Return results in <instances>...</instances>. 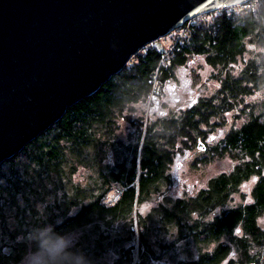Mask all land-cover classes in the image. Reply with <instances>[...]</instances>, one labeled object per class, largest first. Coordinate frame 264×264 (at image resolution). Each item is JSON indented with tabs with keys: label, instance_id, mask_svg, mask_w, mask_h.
Returning a JSON list of instances; mask_svg holds the SVG:
<instances>
[{
	"label": "trees",
	"instance_id": "16d2710c",
	"mask_svg": "<svg viewBox=\"0 0 264 264\" xmlns=\"http://www.w3.org/2000/svg\"><path fill=\"white\" fill-rule=\"evenodd\" d=\"M255 2L256 8L224 7L201 15L200 21L195 22L196 17L187 21L173 31L186 28L175 42L172 56L168 53L164 58L166 50L155 42L148 44L97 92L73 104L19 153L0 163V264H18L28 255L39 251L49 254L55 249L56 254L48 255L42 264H149L155 255L147 228L136 232L132 224L137 204L151 194L156 182L166 179L163 165L170 161V150L179 141L188 146L204 135L206 128L209 132L224 126L227 113L233 110L246 118V123L240 130H229L223 146L215 152L238 149L244 154L247 150L244 162L229 176L210 180L209 188L194 200H175L173 209L164 211L162 222L180 224L200 209V214L208 213L213 206H221L242 180L258 176L254 203L221 210L212 221L203 222L206 230L199 236L204 243L229 235V253L239 254L238 260H229V264H264V231L256 224L264 212V99L253 103L245 100L264 87V55L250 62L244 59L249 51L247 41L252 42V49L257 46L264 52V0L247 4ZM206 15L210 21L204 19ZM192 56H205L217 71L211 75L218 82L214 93L206 98L199 95L185 108L173 109L151 124L136 120L137 133L125 144L116 133L119 112L150 96L158 100L154 81L162 85ZM81 166L87 171L76 181L74 176ZM113 183L120 184L123 191L108 205L104 200ZM141 219L139 215L137 222ZM239 225L243 235L235 237L233 232ZM77 231L74 244L55 248L63 235ZM227 253V244H218L211 253H200L198 260L181 264H226Z\"/></svg>",
	"mask_w": 264,
	"mask_h": 264
},
{
	"label": "water",
	"instance_id": "95a60500",
	"mask_svg": "<svg viewBox=\"0 0 264 264\" xmlns=\"http://www.w3.org/2000/svg\"><path fill=\"white\" fill-rule=\"evenodd\" d=\"M252 1L0 0V163L148 44L195 17Z\"/></svg>",
	"mask_w": 264,
	"mask_h": 264
},
{
	"label": "rangeland",
	"instance_id": "374dc122",
	"mask_svg": "<svg viewBox=\"0 0 264 264\" xmlns=\"http://www.w3.org/2000/svg\"><path fill=\"white\" fill-rule=\"evenodd\" d=\"M248 7L256 8L257 3L255 2L250 5L246 4L244 9H248ZM238 9L240 11L242 8ZM219 10L221 11V9ZM206 17L203 18L208 21L211 20L210 16L206 15ZM200 19L202 18L198 16L194 21H200ZM183 36L184 32L176 31L170 35L155 40V43H153L155 46L166 50L168 53L171 52L175 42ZM250 43L252 42H246V47L249 51L245 53V60H249L250 62V59H254L255 57H263L264 52H262V50L257 46L255 49H252L254 46H251L252 44ZM169 47L171 49H169ZM241 65L243 64L241 63ZM214 70L215 69L207 63L205 56H192L188 58L184 65L178 66L174 69L171 77L162 83V85L157 84V86H160V88L156 86V89H160L158 100L150 96V98H148L146 101L133 103L131 105L128 104L123 107V109L119 112V116L121 118L119 117L118 120L119 126L117 128L118 130L116 131L117 135H119L125 144H128L129 141L133 140L132 135L137 133L136 129L134 128V122H136V120L143 121L145 125L151 124L173 109H177L178 107L185 108L190 101H194L199 95L204 98L211 96L218 85V82L211 78L212 73L217 72ZM255 95L249 96L252 97L251 100L249 97H247V100L245 99L246 102L253 103L263 100L264 87L260 89ZM255 97L258 99L255 100ZM237 114L238 112L234 110L227 113L226 123L224 126H218L209 132L206 128L204 135L198 136L194 142L188 143V146L181 144V142L179 145L178 142L175 147L170 150V161L165 166V183L167 178L168 182L166 184H161V181L155 183L152 186V190L154 192L151 190L152 194H150L148 197H144L137 204L136 211L134 210L132 224L136 232L137 229L144 228V226H146L144 231L147 228V233L149 234L148 237L152 243V251L155 255L154 259H156L154 261L152 258L153 261L152 259L150 260L151 264L187 263L198 260L200 253H211L218 244H225L227 237L224 235L219 240H206L204 243H202V236H199V234L204 235V233H196L193 231H195L204 221L211 220V218L217 216L221 210L227 209V207L231 206L249 204L253 201L252 188L254 187L258 176H252L248 179L242 180L241 183L229 195V197H227L226 203L224 202L225 206L223 204L221 207L214 206L213 209L215 208V211L212 209V211L209 212L210 214L203 213L200 215L199 212H193L188 215V217H185V219L180 224L171 222L169 220H164V222H162L163 214L165 213L164 211L172 210L175 200L196 198L202 190L208 187L210 182L209 180H212L214 177L217 178V176H220L225 172L227 175L231 174L234 169L236 170L237 166L242 164L243 160H241V158L243 159L245 156L242 153L240 154L238 149L232 150L235 152V154L231 150H229V152L226 151L225 153L224 150H222L221 153L215 152V149L223 146L224 138L229 133V130L239 129L243 124L246 123L247 119ZM123 117L126 119H123ZM172 153L173 155H171ZM235 156L237 160L235 159ZM117 159H121V156H119ZM114 161L116 160L113 159L112 162ZM128 163L130 165L131 162ZM262 169L264 170V167H262ZM85 171H87L86 166H81L78 168L74 179L77 181L80 177V174ZM162 180H164V178ZM122 191L123 188L120 184L113 183L104 202L108 205H112V203L117 201L115 199L121 195ZM113 195L116 198L113 199ZM157 195L158 197H156ZM47 200H50V198L47 197ZM43 205V203L39 204V208L42 209ZM177 213H179V211H177ZM139 215L142 217L140 223L137 222ZM256 224L261 230L264 231V212L257 218ZM49 227H47V229ZM152 227L154 228L153 231ZM186 228H188L189 233H195V237L189 236ZM242 231V226H237L234 229L233 236H242ZM79 233L80 232L77 231L63 235V237L54 244L55 248L57 246V249H59L60 246L74 244ZM136 251L137 249H135L133 253L135 259L137 260L139 252ZM55 254L56 249L51 251L49 254L46 253V251H39L38 253L28 255L18 264H42L47 261L48 255L54 256ZM238 258V253H229L230 261H236ZM222 264H224V262Z\"/></svg>",
	"mask_w": 264,
	"mask_h": 264
},
{
	"label": "bare ground",
	"instance_id": "6f19581e",
	"mask_svg": "<svg viewBox=\"0 0 264 264\" xmlns=\"http://www.w3.org/2000/svg\"><path fill=\"white\" fill-rule=\"evenodd\" d=\"M257 2H258V0H257ZM209 15H210V14H209ZM183 29H184V28H183ZM174 42H175V41H174ZM170 47H171V46H170ZM170 47H169V49H171ZM166 52H167V51H166ZM248 55H249V54H248ZM254 56H255V55H254ZM254 56H253V57H254ZM247 57H248V56H247ZM244 59H245V58H244ZM248 61H249V60H248ZM214 71H215V70H214ZM214 77H216V75H215ZM217 77H218V76H217ZM215 79H216V78H215ZM253 95H254V94H253ZM253 95H252V96H253ZM255 96H257V95H255ZM249 98H250V100H251L252 97H249ZM256 99H258V98L255 97V100H256ZM201 100H202V99H201ZM246 100H247V99H246ZM195 101H196V100H195ZM253 101H254V100H253ZM263 104H264V103H263ZM184 113H185V112H184ZM184 113H183V114H184ZM186 114H187V113H186ZM239 115H240V114H239ZM177 117H178V116H177ZM179 117H180V116H179ZM179 117H178V118H179ZM179 120H180V119H179ZM180 122H181V121H180ZM240 128H241V127H240ZM116 129H117V128H116ZM116 129H115V130H116ZM237 130H240V129H237ZM112 132H113V131H112ZM184 132H185V131H184ZM114 134H116V133H114ZM180 135H182V134H180ZM114 136H115V135H114ZM182 136H183V135H182ZM184 136H186V135L184 134ZM110 137H111V136H110ZM115 137H116V136H115ZM204 137H205V136H204ZM113 138H114V137H113ZM178 138H179V137H178ZM181 138H182V137H181ZM185 138H186V137H185ZM181 140H182V139H181ZM189 140H190V139H189ZM179 142H181V141H179ZM185 142H186V140H185ZM181 144H182V143H181ZM179 145H180V143H179ZM169 146H170V144H169ZM167 148H168V147H167ZM173 148H174V147H173ZM177 148H178V147H177ZM223 149H224V148H223ZM166 150H167V149H166ZM176 150H177V149H176ZM178 150H179V149H178ZM167 151H168V153H169V150H167ZM126 152H128V151H126ZM133 152H134V151H133ZM171 152H172V151H171ZM175 152H176V151H175ZM178 152H179V151H178ZM182 152H183V151H182ZM228 152H229V151H228ZM232 152H234V151H232ZM238 152H239V151H238ZM243 152H245V151H243ZM246 152H247V150H246ZM246 152H245V153H246ZM212 153H213V152H212ZM224 153H225V152H224ZM224 153H223V154H224ZM241 153H242V152L240 151V154H241ZM245 153H244V154H245ZM161 154H162V153H161ZM166 154H167V153H166ZM215 154H216V153H215ZM228 154H229V153H228ZM234 154H235V152H234ZM244 154H243V155H244ZM123 155H124V154H123ZM123 155H122V156H123ZM128 155H130V154L128 153ZM128 155H127V156H128ZM167 155H168V154H167ZM171 155H173V153H172ZM132 156H133V155H132ZM162 156H165V155H162ZM169 156H170V155H169ZM165 157H166V156H165ZM242 157H243V156H242ZM123 158H124V156H123ZM169 158H170V157H169ZM163 159H165V158H163ZM235 159L237 160L236 156H235ZM124 160H126V159H124ZM169 160H170V159H169ZM241 160H243V159L241 158ZM241 160H240V161H241ZM244 160H245V159H244ZM132 161H133V160H132ZM240 161H239V162H240ZM123 162L125 163V161H123ZM126 162H127V161H126ZM166 162H168V161H166ZM166 162H165V163H166ZM237 162H238V161H237ZM243 162H244V161H243ZM113 163H114V162H113ZM119 163H120V162H119ZM140 163H141V162H140ZM165 163H164V164H165ZM170 163H171V162H170ZM128 164H129V163H128ZM237 164H238V163H237ZM244 164H245V163H244ZM119 165H120V164H119ZM121 165H122V164H121ZM151 166H152V165H151ZM161 166H162V165H161ZM149 167H150V166H149ZM163 167H165V166L163 165ZM93 168H94V167H93ZM188 169H189V168H188ZM262 170H263V169H262ZM163 171H164V170H163ZM193 171H194V170H193ZM234 171H235V169H234ZM95 172H96V171H95ZM162 173H163V172H162ZM190 173H191V172H190ZM225 173H226V172H225ZM225 173H224V174H225ZM263 173H264V172H263ZM240 174H241V173H240ZM72 175H73V174H72ZM160 175H161V174H160ZM193 175H194V174H193ZM225 175H226V174H225ZM158 177H159V176H158ZM217 177H218V176H217ZM169 178H170V177H169ZM214 178H216V177H214ZM214 178H213V179H214ZM231 178H232V176H231ZM228 180H229V179H228ZM155 181H156V180H155ZM155 181H153V182H155ZM166 181H167V180H166ZM209 181H210V180H209ZM159 182H160V181H159ZM210 182H211V181H210ZM212 182H213V181H212ZM156 183H157V182H156ZM162 183H165V180H164V182H162ZM162 183H161V184H162ZM169 183H170V182H169ZM169 183H168V184H169ZM206 183H208V182H206ZM223 183H224V182H223ZM165 184H166V183H165ZM231 184H232V183H231ZM193 185H194V184H193ZM225 185H227V183H226ZM165 186H166V185H165ZM168 186H169V185H168ZM119 187H120V186H119ZM149 187H150V186H149ZM145 188H146V187H145ZM208 188H209V186H208ZM208 188H207V189H208ZM150 189H151V188H150ZM165 189H167V188H165ZM200 189H201V188H200ZM155 190H156V189H155ZM152 191H153V190H152ZM109 192H110V190H109ZM153 192H154V191H153ZM155 193H156V192H155ZM151 194H152V193H151ZM200 194H201V193H200ZM110 195H111V194H110ZM158 195H160V194H158ZM158 195H157L156 197H158ZM173 195H174V194H173ZM113 196H114V195H113ZM153 197H154V195H153ZM159 197H160V196H159ZM226 197H227V196H226ZM226 197H225V199H227ZM111 198H112V197H111ZM115 198H116V197H115ZM189 198H190V197H189ZM192 198H193V197H192ZM113 199H114V198H113ZM157 199H158V198H157ZM159 199H162V198H159ZM187 199H188V198H187ZM187 199H186V200H187ZM190 199H191V198H190ZM190 199H189V200H190ZM146 200H147V199H146ZM163 200H164V199H163ZM186 200H185V201H186ZM193 200H194V199H193ZM223 201H224V200H223ZM186 202H187V201H186ZM224 202L226 203V200H225ZM224 202H223V205H224ZM201 204H202V203H201ZM223 205H222V206H223ZM226 205H227V204H226ZM231 205H232V204H231ZM202 206H203V204H202ZM209 206H210V205H209ZM209 206L207 205V207H209ZM224 206H225V205H224ZM241 206H242V205H241ZM178 207H179V206H178ZM216 207H217V205H216ZM219 207H221V206H219ZM231 207H232V206H231ZM192 208H195V207L192 206ZM228 208H229V207H227V209H228ZM235 208H236V207H235ZM242 208H243V207H242ZM263 208H264V207H263ZM214 209H215V208H214ZM214 209H213V210H214ZM239 209H240V208H239ZM200 210H201V209H200ZM200 210H199L198 212H200ZM203 210H204V208H203ZM210 210H211V209H210ZM214 211H215V210H214ZM262 211H263V210H262ZM202 212H203V211H202ZM218 212H219V211H218ZM258 212H259V211H258ZM200 213H201V212H200ZM206 213H207V212H205L204 214H206ZM208 213H209V212H208ZM212 213H213V212H212ZM255 213H256V212H255ZM262 213H263V212H262ZM202 214H203V213H202ZM209 214H210V213H209ZM257 214H258V213H257ZM200 215H201V214H200ZM255 215H256V214H255ZM245 216H246V215H245ZM235 250H236V249H235ZM136 252H137V251H136ZM236 252H238V251H236ZM228 255H229V254H228ZM238 255H239V254H238ZM226 257H227V256H226ZM153 259H154V258H153ZM153 259H152V261H153ZM217 259H218V258H217ZM155 260H156V259H154V261H155ZM220 261H221V260H220ZM222 261H223V259H222ZM218 263H219V262H218ZM150 264H151V263H150ZM216 264H217V263H216Z\"/></svg>",
	"mask_w": 264,
	"mask_h": 264
},
{
	"label": "flooded vegetation",
	"instance_id": "af4514ba",
	"mask_svg": "<svg viewBox=\"0 0 264 264\" xmlns=\"http://www.w3.org/2000/svg\"><path fill=\"white\" fill-rule=\"evenodd\" d=\"M262 172H264V170L262 171ZM228 176H229V174H228ZM257 181V180H256ZM241 183V182H240ZM239 183V184H240ZM238 184V185H239ZM237 185V186H238ZM256 187V186H255ZM255 187H253L252 188V197H253V193H254V189H255ZM233 192V191H232ZM120 196V195H119ZM228 197H229V192H228ZM119 198V197H118ZM254 203V197H253V201L251 202V203H249V204H253ZM249 204H245V205H249ZM245 205H242V206H245ZM214 207V206H213ZM213 207L212 208H210V209H208V211L210 212V211H212V209H213ZM237 207H241V205H238ZM258 218V217H257ZM257 218H256V220H257ZM213 220V218H211V220H208V221H205V222H210V221H212ZM205 230H206V226H205V224H203V223H201V225H199V227L195 230V231H193V232H196L197 233V231L199 232V233H203V232H205ZM226 244H227V246H228V253H227V260H226V264H229V235L227 236V242H226Z\"/></svg>",
	"mask_w": 264,
	"mask_h": 264
},
{
	"label": "built area",
	"instance_id": "2783aa9c",
	"mask_svg": "<svg viewBox=\"0 0 264 264\" xmlns=\"http://www.w3.org/2000/svg\"><path fill=\"white\" fill-rule=\"evenodd\" d=\"M245 5H246V4H244V5H242V6L244 7ZM187 28H188V26H187ZM185 31H186V28L182 29L180 32H184V33H185ZM173 33H174V32H173ZM174 47H175V44L173 45L172 50L174 49ZM172 50H171V52H172ZM171 52H168V53H169V56H172V55H170ZM168 53L165 54L164 58L168 56ZM133 59H134V57H133L131 60H133ZM161 63L163 64V66H167V62H166L165 60H163ZM157 84L160 85L161 83L156 79V80L154 81V89H155V91L159 94L160 89H156ZM159 85H158L157 87L160 88ZM118 197H119V196H118ZM113 198H115V196H113ZM117 199H118V198H116L115 200H117ZM115 200H114V201H115Z\"/></svg>",
	"mask_w": 264,
	"mask_h": 264
}]
</instances>
